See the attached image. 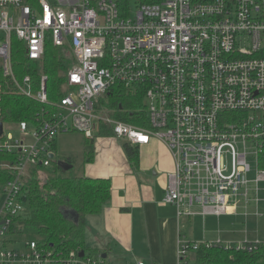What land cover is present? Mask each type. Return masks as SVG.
Wrapping results in <instances>:
<instances>
[{"label": "built area", "instance_id": "built-area-1", "mask_svg": "<svg viewBox=\"0 0 264 264\" xmlns=\"http://www.w3.org/2000/svg\"><path fill=\"white\" fill-rule=\"evenodd\" d=\"M14 38L31 62L43 60L48 44L69 52L72 61L66 94L32 122L2 120L7 93L50 104L46 75L38 87L30 75L18 77ZM117 87L144 92L148 126L110 116L101 99ZM1 122L0 153L10 158L0 160V169L12 178L1 190L0 264H109L102 255L81 257L10 234L25 212L31 168L51 167L59 135L77 131L93 139L102 124L134 146L153 137L165 144L174 169L163 202L178 218L242 209L247 220L264 182V0H0ZM20 241L25 250L9 248ZM202 244L249 252L259 245L180 241L177 264Z\"/></svg>", "mask_w": 264, "mask_h": 264}, {"label": "trees", "instance_id": "trees-1", "mask_svg": "<svg viewBox=\"0 0 264 264\" xmlns=\"http://www.w3.org/2000/svg\"><path fill=\"white\" fill-rule=\"evenodd\" d=\"M33 2L34 0H27L29 4ZM13 46L15 69L20 79L30 75L33 84L38 87L41 77L43 75L48 77L50 104L41 105L36 100L23 95L7 93L2 97V120L32 122L43 114L44 109L54 111L52 104L66 94L63 87L67 82L72 61L69 52L52 44L47 45L43 60L37 63L25 58L15 38ZM106 103L112 118L136 127L148 126L143 91L132 93L117 87L101 99V104ZM99 136L114 137L113 130L102 124ZM87 141L91 146L86 155V163H90L94 160L95 142L93 139ZM123 147L133 168L137 170L139 146L125 142ZM9 158V154L0 153V160ZM59 161L63 160L55 157L49 168L40 166L31 168V176L25 187V195L22 197L25 212L19 218H15L10 234L13 240L35 241L39 247L46 249L65 252L75 250L80 254L81 252L87 254L89 248L85 239L86 219L100 215L108 206L112 195V184L109 179L76 176L72 171L68 172L61 168L58 165ZM259 168L264 170V151L259 157ZM42 175H46L44 180L40 178ZM11 178L10 172L0 169V192ZM70 212L78 217L76 221L69 216ZM193 253L195 254L193 264H264V241L252 252L237 250L236 247L227 249L223 245L207 247L202 244ZM87 255L96 257L100 253L96 251Z\"/></svg>", "mask_w": 264, "mask_h": 264}, {"label": "crops", "instance_id": "crops-1", "mask_svg": "<svg viewBox=\"0 0 264 264\" xmlns=\"http://www.w3.org/2000/svg\"><path fill=\"white\" fill-rule=\"evenodd\" d=\"M99 137L93 139L94 160L86 164L84 176L109 179L112 195L100 215L86 219L85 239L87 247L98 250L102 256L106 255L109 264L137 261L177 264L179 242H188V239H191L189 242L197 239L199 243L221 240L231 246L246 241L263 242L260 237L263 223L255 220L264 217L260 212L264 209V197L261 198L264 182L259 185L260 204L250 207L252 215L249 221L252 222L247 223L248 219H243L242 209L236 215L178 218L177 209L163 202L168 174L174 169L172 155L165 144L158 139H151L149 144L139 146V165L135 170L124 150L125 142L114 137ZM55 145V152L58 153L57 140ZM257 211L261 213L260 217L255 216ZM69 216L75 221L78 219L72 212ZM192 218L197 226L191 222L188 227V220L192 221ZM188 230L191 233L189 236Z\"/></svg>", "mask_w": 264, "mask_h": 264}, {"label": "rangeland", "instance_id": "rangeland-1", "mask_svg": "<svg viewBox=\"0 0 264 264\" xmlns=\"http://www.w3.org/2000/svg\"><path fill=\"white\" fill-rule=\"evenodd\" d=\"M107 104V103H106ZM100 132L95 133L93 139H100L99 137ZM16 137H18V133H15ZM88 138L85 137V135L81 132H72L69 134H61L58 136L57 138V143L59 145V150L58 153H56V159H61L63 161H71L72 163H70L73 168L71 170H69L68 172L72 171L73 174H75L76 176H84L85 175V169H86V160H87V152L90 150V144L87 141ZM152 139H157V138H152ZM31 141V139H30ZM94 152H95V147H94ZM249 162L251 163L252 166V173L250 174V179L253 180L255 179L256 176V164L254 162V160L252 158L249 159ZM46 177V175H42L40 178L42 180H44ZM262 188V185H261ZM264 197V193H261V198ZM3 202V197H2V193L0 192V205ZM262 209V208H261ZM264 210V209H262ZM260 210L261 213L264 214V212ZM241 219V218H240ZM245 219V218H243ZM240 221H243L242 219ZM247 220V223L252 222L253 220ZM255 221H261L263 223V226L261 228L260 231V237L263 239L262 241H264V217L261 218V220H255ZM193 222V224L195 226H197L195 223V219L192 218V221L188 220V227L190 225V223ZM246 223V224H247ZM242 225L244 226L245 229V224L242 222ZM196 229H194L193 231H195ZM192 231V232H193ZM200 231H202V227L200 224ZM189 234H191L188 230V236ZM182 236H186L183 230ZM214 236L216 237V234H214ZM197 239H193L194 243H199L196 242ZM223 240V239H222ZM191 241V239H188V242ZM221 241V240H220ZM23 242V241H20ZM200 243H205V242H200ZM227 245V243H224ZM10 249H14L17 248L18 250H25V243H19V244H10L9 245ZM98 250L96 249H89L87 251V254H90L92 252H96ZM189 264H193L195 262V254L192 252L189 254L188 259L186 261Z\"/></svg>", "mask_w": 264, "mask_h": 264}, {"label": "water", "instance_id": "water-1", "mask_svg": "<svg viewBox=\"0 0 264 264\" xmlns=\"http://www.w3.org/2000/svg\"><path fill=\"white\" fill-rule=\"evenodd\" d=\"M2 131H3V123L1 122L0 123V133H2ZM50 157H51V159L55 160V155H51ZM58 165L61 168H63L65 171H69V170H71L73 168V166L70 163L66 162V161H59ZM80 256L81 257L84 256V252H81ZM103 258H106V255H103Z\"/></svg>", "mask_w": 264, "mask_h": 264}]
</instances>
